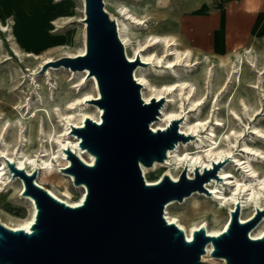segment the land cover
<instances>
[{
    "label": "water",
    "instance_id": "water-1",
    "mask_svg": "<svg viewBox=\"0 0 264 264\" xmlns=\"http://www.w3.org/2000/svg\"><path fill=\"white\" fill-rule=\"evenodd\" d=\"M104 5V0H85V55L53 63L89 70L101 95L93 102L103 109L102 122L87 118L83 127L72 130L81 139L80 147L95 156L94 165L67 152V171L76 185H85V200L71 207L36 183L37 173L15 170L9 162L13 176L23 179L24 195L34 200L37 215L30 232L0 222V264H209L202 261L208 244L214 247L212 256L226 264H264V236H250L264 211L243 223L238 204L220 235L200 228L191 240L165 218L168 203L206 192L205 184L218 176L221 165L203 173L196 168L193 179L184 169L177 181L168 175L156 184L145 181L140 164L164 162L168 151L189 137L180 133L178 120L166 130L152 129L163 102L142 98L134 77L139 61L127 57Z\"/></svg>",
    "mask_w": 264,
    "mask_h": 264
},
{
    "label": "bare ground",
    "instance_id": "bare-ground-1",
    "mask_svg": "<svg viewBox=\"0 0 264 264\" xmlns=\"http://www.w3.org/2000/svg\"><path fill=\"white\" fill-rule=\"evenodd\" d=\"M55 1L58 4V9L55 14L51 15V26L47 29L49 32L53 31L55 25L59 26L62 20L73 18V15L67 12V8H70V5H68L70 0ZM82 1L83 16L81 21L84 26L83 46L75 53L68 52L66 55L67 57H77L79 55H85L86 53L87 24L84 22L86 17L85 0ZM104 2L107 4V0H104ZM106 11L108 10L106 9ZM121 12L135 20L137 19L125 6L121 8ZM13 17L14 21H16L18 18V13L16 11H14ZM110 17L117 24L118 35L125 47L127 57L130 61H135L136 59L139 61V65L134 70V77L141 85L142 98L146 103H150L152 100L165 103L162 104L160 108L158 118L152 123V129H154V131L166 130L173 120H178L181 134L191 139L195 137V133L199 135L201 129H204L207 125L206 119L200 116L196 121H190L185 111L184 99H189L191 107L202 105L203 103L202 100L205 94H200L198 92V87L191 78H185L189 77V75L191 77L194 69L197 68L196 65L200 64V59L195 58L191 49L180 48L182 44L176 38L168 35H150L146 38L144 43L133 48V53H130L129 48L133 46V41L127 23L119 18L112 17V15H110ZM13 29L14 27L0 20V33L6 38L7 42V44H5V41L0 38V64L3 61L15 59H19L20 62L38 60L41 57L40 54L21 49L17 39L12 34ZM198 37L200 38V36ZM8 43L11 45L9 49L6 48ZM69 47H71V43L65 40H54V49H62L65 51ZM147 47L162 49V55L156 53L157 51L154 50L141 53L139 59L138 52ZM170 56L174 57L170 58ZM164 57H166L165 63L167 66L158 70L157 75L162 76L167 73L166 69H169L170 73H172L175 78L171 74L169 75L176 80L170 84L157 86L151 82L148 76L149 73L147 74V69H142L140 65H145L148 63L147 61H149L150 64V60L152 61L153 58L160 63ZM51 58V56H46L44 64L53 63L55 59ZM218 62L219 66L227 69L225 60L219 59ZM179 65H185L184 68L189 69H184V71L181 72L177 71L175 67ZM61 68L65 71H69L71 78L65 81V79H62L63 77H59L55 79V83L50 80L52 76L51 71L45 74L46 78H44L43 82L38 83V81L32 78V83H28V80L23 81L22 78H18L20 73L14 74L12 70L2 68L3 70L0 73V102H4L3 105L5 109L0 112V187H4L7 181L12 184L15 178L8 166L10 162L15 165V170H24L29 175L37 173L35 181L43 187H45L43 181L50 182L54 188L57 190L64 189L65 193L68 195V183H72L74 187L80 188L81 194L76 199H64L54 190L46 188L60 201H63L71 207H78L82 205L85 200L86 187L83 184L76 185L74 183V176L67 171L71 165V160L67 152L71 151L75 153L88 165H94L96 158L80 147L81 139L72 130L74 127H83L87 118H91L100 124L102 122L103 109L93 102L99 99L101 95L97 80L94 76H89V70H72L65 66ZM237 71L239 72V70ZM232 73L233 72L229 71L225 83L227 82L228 84L232 80ZM204 79L213 96H217L219 90H221L225 84L224 82H215L213 68L205 71ZM26 84L29 88L25 91H21L25 94L24 97H21V99L16 102H13V99L12 102H6L9 90L15 92ZM177 99H180L179 108L169 107V104L174 101L176 102ZM233 111V113L238 115L235 109H233ZM254 111L255 109L253 112ZM200 112L203 113L202 107H200ZM246 113L248 115V112ZM215 120L218 125H221V120L218 117H216ZM254 129H257V127H254ZM231 131L233 132L235 141L232 140L230 133L228 134L229 143L234 144L237 142L240 132L234 130V128H232ZM218 137L216 131L212 128L205 140L202 139L201 136L200 142H197L198 148L201 147L200 150L203 151L189 152V148L183 149L186 146V142L180 141L174 149L168 151L167 158L164 162L156 161L150 167L140 164L145 181L149 185L156 184L160 182L165 175L177 181L180 173L184 169L187 170L188 177L193 179L196 168L200 170V173H203L204 170L211 169L215 164L222 165L224 163V156H226L227 153H231V150L224 149L221 145L217 146ZM243 148L246 151L264 156V151H261V148L251 147L247 143L243 145ZM207 159L209 161H207ZM239 164L244 170V172H242L243 178L239 179L235 177L234 185L236 187L231 188L229 195L221 191L218 192L217 189H213L212 187V184L216 180H222V174L223 176L226 175L227 178L231 177L229 172L224 171L221 173L219 172L216 178H213L205 184V187L208 189L206 192H194L185 199V201L190 198L194 199V210L206 217L213 226H210V223L205 220L197 224L193 223L189 226L184 225L182 223V218L170 211L171 206L176 203L175 201L168 203L165 208L164 215L167 221L169 223H175L184 231L187 239L191 240L194 231L200 228H204L206 233L210 236L220 235L229 227L231 212L238 204H240L241 207L240 220L243 223L253 219L257 215V212L264 211V202L262 201V198H264V169L252 164L249 157H247L246 161H240ZM58 172H61V174L59 175ZM152 172L155 174L154 178H152ZM175 172H177V174H175ZM246 177L248 178L245 179ZM16 178L21 183V188L19 190L20 194L31 202V213L29 216H24L19 210L15 211L13 216L19 218V222L14 225L4 221L1 216L0 222L14 231L22 229L30 232L36 220L37 208L34 200L30 196L24 195L25 185L23 179L19 176ZM6 187L7 186H5V189ZM9 191L10 190L6 193V196L10 194ZM201 193H205L211 197L212 194L215 193V196H213L212 200H204V202L201 203L200 200L195 197ZM248 207H254V212L249 216H244V210ZM0 209L7 210V204L4 205L2 200L0 201ZM226 209L229 210L228 217L221 226L222 218L226 216L224 215ZM9 212L12 214L13 211ZM250 236L253 239L264 236V216L258 225L251 230ZM213 249L214 247L212 244L206 246V253L202 256V261L205 262L207 260L205 259L206 256H212L211 253Z\"/></svg>",
    "mask_w": 264,
    "mask_h": 264
},
{
    "label": "rangeland",
    "instance_id": "rangeland-1",
    "mask_svg": "<svg viewBox=\"0 0 264 264\" xmlns=\"http://www.w3.org/2000/svg\"><path fill=\"white\" fill-rule=\"evenodd\" d=\"M192 1H194L193 4ZM201 2L206 3V0H107L104 9L105 11L106 9L108 10L106 13H110L109 16L112 15V17L119 18L127 23L133 41V46L129 48L130 53H133V48L144 43L150 35H168L176 38L182 44L180 48L191 49L195 58L200 59V64L196 65L197 68L194 69L191 77L189 75V77L185 78H191L198 87V92L205 94V97L202 100V105H196L195 107L190 106L191 102L189 99H184V107L190 121H196L197 118L202 116L201 118L206 119L207 125L204 129H201L199 135L195 133L193 139L189 138L183 149L189 148V152L203 151L200 150L201 147L198 148L197 142H200L201 136L205 140L207 134L209 135L210 129L213 128L219 136L217 146L221 145L222 148L231 150V153H227L224 156V163L221 165L218 175L219 172L225 171L229 172L231 177L227 178L226 175L223 176L222 174V180H216L212 184V187L213 189H217L218 192L221 191L229 195L231 188L236 187L234 185L235 177L239 179L243 178L242 172L244 170L239 164L240 161H246L247 157H249L252 164L264 169V156L246 151L243 148V145L247 143L251 147L261 148V151H264V36L260 32L232 28L230 30L213 31L212 33L217 34V36L204 39V44L196 45L192 38L189 19L194 12L210 11L215 8L212 5H202L200 4ZM17 4V2L12 0V14L0 9V20L14 27L12 34L17 39L21 49L26 51L34 50L41 57L34 61L20 62L19 59L3 61L0 64V73L3 70L2 68L9 69L14 74L20 73L18 78H22L23 81L28 80V83H32L31 79L34 78L39 83L43 82L44 78H46L45 74L51 71L52 76L50 80L53 83L59 77H63L62 79H65V81L66 79L69 80L71 78L70 72L62 69V66H53V63L63 57H67L68 52H77L83 46L84 26L81 21L83 16V1L70 0L68 3L70 8H67V12L68 14H72L73 18L62 20L59 26L55 25L53 27L52 32L47 31V29L51 26V15L55 14L58 9V4L55 0H31L30 5L25 6V10ZM124 6L137 18L136 20L121 12V8ZM41 8L45 12L44 14L36 12L37 9ZM15 10L19 11L16 21H14L13 17V11ZM0 38L7 44L6 38L1 33ZM55 39L65 40L71 43V47L65 51L54 49ZM9 47L11 45L8 43L6 48L9 49ZM154 50L157 51L156 53L162 55V49L147 47L138 52V58L140 59L141 53ZM46 56H51V59H55L54 62L44 64ZM173 57L170 56V58ZM219 59L226 61L225 65L227 69L219 66ZM147 62L145 65H140V67L142 66V69H147V74L149 73L148 76L155 85L170 84L176 80L169 69H166V74L162 76L157 75L158 70L167 66L165 63L166 57L160 63L154 58L152 61L150 60V64L149 61ZM179 66L175 68L180 72L184 71V69H189L184 68L185 65ZM210 68L214 69L216 83H225L229 71L233 72L231 74L232 80L228 84L227 82L224 84L217 96L211 94L209 86L205 83V71ZM27 88L29 86L26 84L15 92L9 90L6 102H12V99L13 102L19 101L21 97L25 96L21 91H25ZM3 104L4 102L1 101L0 112L5 109ZM163 104L165 103L163 102ZM170 106L179 108L180 99H177L176 102H171ZM200 107H202L203 113L200 112ZM232 108L236 110L238 115L233 113ZM254 109L255 111L253 112ZM246 112H248V115ZM216 117L221 120V125L216 123ZM254 127H257V129H254ZM232 128L240 132L237 142L234 144H230L228 138V134L231 133V138L235 141V137L231 131ZM207 161L209 160L207 159ZM58 174L60 175L61 172H58ZM151 174L152 178H154L155 174L153 172ZM43 182L45 183V188L54 190L64 199H76L81 194V189L74 187L72 183H68V195L64 189L57 190L50 182ZM5 186H7L6 189ZM20 188L21 183L16 177L12 181V184L7 181L4 187H0V201L2 200L4 205L7 204V210L0 209V216L4 221L12 225L19 222V218L13 216L15 211L19 210L22 215L29 216L32 209L31 202L20 194ZM8 190H10V194L6 196ZM213 196H215V193L212 194V197L201 193L195 197L203 203L204 200H212ZM185 199L182 202L175 201L176 203L170 208V211L182 218L184 225L189 226L204 220L210 223L206 217L194 210V199L190 198L186 201ZM262 201L264 202V198H262ZM9 211H13L12 214ZM253 212L254 207H248L244 210V216H249ZM228 213L229 210L226 209L224 214L226 216H223L221 226L227 220ZM210 226H213V224L210 223ZM205 259H207L205 262L209 264H226L225 259L218 257L206 256Z\"/></svg>",
    "mask_w": 264,
    "mask_h": 264
},
{
    "label": "crops",
    "instance_id": "crops-1",
    "mask_svg": "<svg viewBox=\"0 0 264 264\" xmlns=\"http://www.w3.org/2000/svg\"><path fill=\"white\" fill-rule=\"evenodd\" d=\"M15 2L25 10V6L30 5L31 0H16ZM200 4L212 5L215 8L210 11L194 12L189 19L192 38L195 43L197 42L196 45H202L204 39L217 36L212 33L213 31L232 28L260 32L264 36V0H206V3L201 2ZM0 9L12 14V0H0ZM42 10V8L37 9L36 12L44 14Z\"/></svg>",
    "mask_w": 264,
    "mask_h": 264
}]
</instances>
